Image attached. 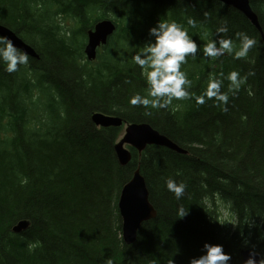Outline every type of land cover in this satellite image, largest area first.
<instances>
[{
  "label": "trees",
  "instance_id": "16d2710c",
  "mask_svg": "<svg viewBox=\"0 0 264 264\" xmlns=\"http://www.w3.org/2000/svg\"><path fill=\"white\" fill-rule=\"evenodd\" d=\"M249 4L261 33L217 0H0V25L38 56L13 73L0 64V264H189L205 243L222 245L229 264H242L243 250L264 255V0ZM98 11L117 30L92 65L83 46ZM66 19L77 20L72 34L62 32ZM159 20L186 29L198 52L181 65L189 97L144 108L130 102L148 95L133 56ZM224 24L235 50L236 33L255 41L246 57H204ZM232 71L247 77L238 91H229ZM210 76L223 81L227 105L197 102ZM95 113L146 123L187 153L131 149L121 167L122 128L96 127ZM138 166L156 217L127 245L117 200ZM169 178L186 185L181 199Z\"/></svg>",
  "mask_w": 264,
  "mask_h": 264
},
{
  "label": "clouds",
  "instance_id": "9594fccd",
  "mask_svg": "<svg viewBox=\"0 0 264 264\" xmlns=\"http://www.w3.org/2000/svg\"><path fill=\"white\" fill-rule=\"evenodd\" d=\"M228 31L226 24L216 29V38L210 37L203 47L204 57L216 58L225 53H234L236 59L247 56L255 41L244 33H236L240 47L235 50L233 40L221 35L227 34ZM149 36L152 39L133 56L134 63L139 66L147 81L148 95L136 94L130 102L144 108H163L173 99L182 100L189 97L187 89L191 87V81L187 79L186 73L181 71V65L186 63L189 55L196 57L198 45L188 31L175 22L159 20L155 27L149 29ZM28 62L29 57L26 52L17 49L8 37L0 36V64L6 66L5 70L8 73L16 72L18 65H27ZM227 79L230 81L229 91H238L247 77H241L239 72L232 71ZM222 84L221 79L210 76L204 95L197 97V102L203 104L206 99H214L227 105L229 96L221 91ZM165 184L167 190L173 193L177 200L183 197L186 189L184 183H177L169 178ZM186 215H188V209L180 207L177 210V218H184ZM231 260V255L224 252L222 245L205 243L203 254L198 258L190 259L189 264H229ZM242 264H264V255L252 251Z\"/></svg>",
  "mask_w": 264,
  "mask_h": 264
},
{
  "label": "water",
  "instance_id": "95a60500",
  "mask_svg": "<svg viewBox=\"0 0 264 264\" xmlns=\"http://www.w3.org/2000/svg\"><path fill=\"white\" fill-rule=\"evenodd\" d=\"M226 6L237 9L247 18L257 30H260L256 15L249 6V0H217ZM115 31V25L110 20H104L94 25L93 30L88 32V41L84 48V53L88 61L96 57V49L104 46L107 39ZM0 36L8 37L14 46L28 54L30 57L38 56L34 50L18 38L12 31L0 25ZM91 121L95 126L101 128L120 127L122 120L118 117H112L101 113L93 114ZM129 146L136 150L138 154L143 152L148 146H158L175 153L185 155L187 152L173 144L165 136L154 130L146 123L128 124L125 128L123 137L114 145L117 162L119 166L124 167L131 161L130 152L124 147ZM117 209L121 218V238L122 241L130 245L135 242L137 232L147 221L155 218L156 211L148 200V190L143 176L140 173L139 166L135 169L131 179L122 187L118 200ZM29 222H20L12 228L14 233H20L25 230ZM248 252H242V260H246Z\"/></svg>",
  "mask_w": 264,
  "mask_h": 264
},
{
  "label": "rangeland",
  "instance_id": "374dc122",
  "mask_svg": "<svg viewBox=\"0 0 264 264\" xmlns=\"http://www.w3.org/2000/svg\"><path fill=\"white\" fill-rule=\"evenodd\" d=\"M100 12L101 11H98L97 12V15H95V17L98 20L101 19V16L98 17V14H100ZM101 20L104 21V18L101 19ZM101 20H99V21H101ZM105 20H109V19L106 18ZM77 24H78L77 23V20H75V19L74 20L66 19L64 22H61L60 21L61 28H64L65 29V30H62V32L63 33H67V34H72V32H74L76 30V28L78 27ZM85 44H86V42H85ZM101 52H102L101 49H98L97 50V56L96 57H98L99 56V53H101ZM91 63H92V65L94 63H96V59L94 61H91ZM123 134H124V131H121L120 136L118 137V139L116 141H119L120 138L123 137ZM124 147L127 148V146H124ZM225 225L227 226L228 224L226 223Z\"/></svg>",
  "mask_w": 264,
  "mask_h": 264
},
{
  "label": "bare ground",
  "instance_id": "6f19581e",
  "mask_svg": "<svg viewBox=\"0 0 264 264\" xmlns=\"http://www.w3.org/2000/svg\"><path fill=\"white\" fill-rule=\"evenodd\" d=\"M221 3V2H220ZM221 4H223V3H221ZM156 217V216H155ZM153 220V219H152ZM121 235H122V232H121ZM136 241V240H135Z\"/></svg>",
  "mask_w": 264,
  "mask_h": 264
}]
</instances>
